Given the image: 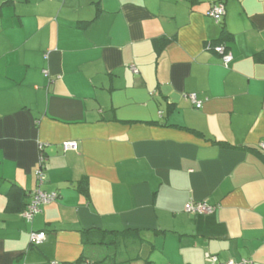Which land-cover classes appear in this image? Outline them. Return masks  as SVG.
Listing matches in <instances>:
<instances>
[{
	"label": "crops",
	"instance_id": "1",
	"mask_svg": "<svg viewBox=\"0 0 264 264\" xmlns=\"http://www.w3.org/2000/svg\"><path fill=\"white\" fill-rule=\"evenodd\" d=\"M259 153L264 0H0V264H264ZM13 184L26 206L60 198L28 223L6 211ZM91 229L139 233L108 248L83 244Z\"/></svg>",
	"mask_w": 264,
	"mask_h": 264
},
{
	"label": "built area",
	"instance_id": "2",
	"mask_svg": "<svg viewBox=\"0 0 264 264\" xmlns=\"http://www.w3.org/2000/svg\"><path fill=\"white\" fill-rule=\"evenodd\" d=\"M209 15L215 20L217 24H219L223 16L225 15L224 5L220 4V5L214 6L210 10ZM212 48L218 55L221 56L225 67H228V65L233 61L232 53L226 48L225 45L213 46ZM189 100L195 105L197 109H200L202 107L203 102L198 100L196 94H191L189 96ZM62 145H63V149L65 152L77 151V148H78L76 142H65ZM45 147H46L45 144H39L38 146L39 152L43 151ZM39 164L40 166H42V157L39 159ZM38 177H39V183L42 184L43 183L42 167L39 169ZM58 198H59L58 193L47 194L40 189L35 190L31 194L30 203L28 204L27 208L21 214L22 218L26 222H32L34 217L38 215L39 213H41L42 205L50 204ZM186 210L188 212H191L193 214H198V215L211 214L213 212V209L209 208L205 203H194V202L188 203L186 206ZM45 237L46 235L43 232L32 233L31 242L34 245H39L40 243H42ZM205 259H206L207 264H249L250 263L248 260H242V261L228 260L226 262H221L217 256H212L210 254H206Z\"/></svg>",
	"mask_w": 264,
	"mask_h": 264
},
{
	"label": "trees",
	"instance_id": "3",
	"mask_svg": "<svg viewBox=\"0 0 264 264\" xmlns=\"http://www.w3.org/2000/svg\"><path fill=\"white\" fill-rule=\"evenodd\" d=\"M186 1H188L191 4H195L197 2V0H186ZM219 4L224 5L222 1L219 2ZM221 21L219 24H221ZM89 24H91V23L90 22L80 23L79 27H87ZM222 26H223L222 37L220 40L217 41V43L214 44V46L225 45L226 48L228 49L226 42L228 40H230L229 33L226 31L224 25H222ZM156 42L158 45L161 44V46H160L161 48L165 47V44H166L165 39H158ZM197 135L202 136L201 133H198ZM62 148H63V146H62ZM63 151H64V149H63ZM69 152H71V151H69ZM74 152H76V151H74ZM259 155L261 156L262 160L264 161V156H262L260 153H259ZM41 157H42V166H40V164L38 162V170H37V175H36L39 185H43L45 182V175L43 172V170L45 169L46 162H47V154H46L45 148L43 151L39 152V159ZM41 167H42V172H43V183L42 184L39 183V177H38V172H39V169ZM43 192H45V191H43ZM45 193H47V192H45ZM54 193H57V192H54ZM31 194H29L30 197H31ZM47 194H50V193H47ZM25 197H26L25 192L19 186L13 184L11 186V189L7 193L8 201H7L6 211H8V212H21L22 211L23 212L28 206V205L26 206V204L24 203ZM59 198H60V195H59ZM58 199H56L54 202H56ZM190 202H193V201H190ZM190 202H188V203H190ZM52 203H50V204H52ZM197 203H205L208 206V204L206 202H197ZM50 204H47V205H50ZM187 204H186V206H187ZM43 206H46V204L42 205L41 208ZM186 206H185V211L187 213L193 214V213L188 212L186 210ZM208 207L211 208L210 206H208ZM196 215H198V214H196ZM205 215H208V214H205ZM43 233H45V232H43ZM138 233H139V231H133V230H126L123 232H117V231H108V230H101V229H99V230L91 229V230H83L82 231V237H83V244L84 245H97V246H106L108 248H110V247L116 248L119 245L120 238L128 239L129 237H133V235L135 236V234H138ZM45 235H46V233H45ZM134 238H136V237H134ZM31 244L34 245L32 242H31ZM145 264H153V263L150 260H147V261H145Z\"/></svg>",
	"mask_w": 264,
	"mask_h": 264
},
{
	"label": "rangeland",
	"instance_id": "4",
	"mask_svg": "<svg viewBox=\"0 0 264 264\" xmlns=\"http://www.w3.org/2000/svg\"><path fill=\"white\" fill-rule=\"evenodd\" d=\"M144 253V252H143Z\"/></svg>",
	"mask_w": 264,
	"mask_h": 264
}]
</instances>
